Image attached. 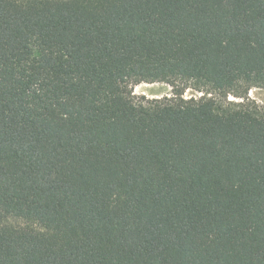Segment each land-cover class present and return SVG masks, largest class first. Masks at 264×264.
I'll list each match as a JSON object with an SVG mask.
<instances>
[{"label": "trees", "instance_id": "1", "mask_svg": "<svg viewBox=\"0 0 264 264\" xmlns=\"http://www.w3.org/2000/svg\"><path fill=\"white\" fill-rule=\"evenodd\" d=\"M252 89L264 0H0V264H264Z\"/></svg>", "mask_w": 264, "mask_h": 264}, {"label": "rangeland", "instance_id": "2", "mask_svg": "<svg viewBox=\"0 0 264 264\" xmlns=\"http://www.w3.org/2000/svg\"><path fill=\"white\" fill-rule=\"evenodd\" d=\"M133 95L136 97L144 96L148 99H157L163 96L171 95V87L165 83H154V84H140L133 88ZM199 96L200 94L195 93L191 89L185 90L183 97L190 98L192 96ZM248 97L254 100L256 103L264 107V89H252L248 93ZM230 100H235L232 97Z\"/></svg>", "mask_w": 264, "mask_h": 264}]
</instances>
